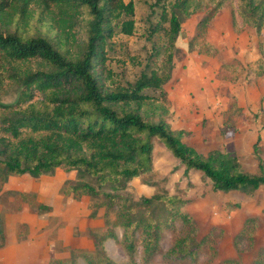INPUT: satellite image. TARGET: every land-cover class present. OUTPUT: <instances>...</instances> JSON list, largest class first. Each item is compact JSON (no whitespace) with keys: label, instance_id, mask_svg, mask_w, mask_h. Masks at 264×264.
<instances>
[{"label":"trees","instance_id":"16d2710c","mask_svg":"<svg viewBox=\"0 0 264 264\" xmlns=\"http://www.w3.org/2000/svg\"><path fill=\"white\" fill-rule=\"evenodd\" d=\"M160 21L150 28L152 55L134 81H122L111 69L116 39L136 32L135 4L125 0H0V94L16 91L13 103L0 101V185L11 177L41 178L62 170L76 173L68 194L91 199V217L103 211L105 239L118 240L132 264L150 263L161 255L164 264H212L218 257L222 231L200 237L195 219L183 211L187 189L134 200L119 193L153 172L155 146L168 151L185 174L199 173L212 191L254 197L264 188V158L254 146L255 172L244 171L235 154L198 152L184 142L189 134L172 126L173 105L166 85L172 79L177 40L185 21L202 15L189 51L218 58L220 49L208 39L211 26L230 8L231 25L260 36L264 32V0H158ZM164 25V27H163ZM255 64L224 62L218 76L238 81L253 67L264 75V41L256 44ZM160 59L161 67L156 64ZM142 66V64H141ZM258 117V113L255 115ZM226 122L220 133L236 132ZM111 188L106 191L105 188ZM239 203H226V210ZM51 207L37 205L39 214ZM181 224L184 233L178 234ZM256 219H246L235 237L244 253L255 250ZM117 230L121 231L120 238ZM174 232L172 247L162 240ZM4 237V230L0 227ZM101 245V240L97 242ZM207 256L203 262L201 255ZM220 264H243L242 256ZM251 264H264V248Z\"/></svg>","mask_w":264,"mask_h":264},{"label":"rangeland","instance_id":"374dc122","mask_svg":"<svg viewBox=\"0 0 264 264\" xmlns=\"http://www.w3.org/2000/svg\"><path fill=\"white\" fill-rule=\"evenodd\" d=\"M135 4L136 32L131 37L116 39L111 69L122 81H134L140 69L152 55L155 41L150 38V28L160 21L163 1L125 0ZM230 8H225L209 30L208 39L220 49L218 58H210L189 51L188 42L202 15L183 23L177 40L172 79L166 85L170 95L175 130L189 135L184 142L202 154L212 150L235 154L244 171L255 172L258 160L254 146L261 137L259 151L264 158V75L253 67L238 81H227L218 76L222 63L239 60L245 66L255 64L259 56L256 44L264 41V32L258 36L252 30L234 31L230 21ZM164 27V25H163ZM160 59L156 64L160 69ZM142 64V66H141ZM16 91L7 86L0 101L13 103ZM258 113V117L255 115ZM226 122L237 128L236 132L220 133ZM78 182L77 174L56 170L41 178L30 175L11 177L0 185V264H132L119 248L118 240L105 239L106 220L100 211L98 218L91 217L92 201L85 196L80 201L67 190ZM166 189L175 194L177 189H187L188 201L183 211L190 214L200 228L203 238L212 230L220 229L222 238L217 243L218 257L212 264L242 256L243 264H251L253 253L264 248V188L254 197L242 193L228 194L212 191L208 181L199 173L185 174L180 163L160 145L155 146L153 172L143 179L133 180L119 193L134 200L150 198ZM106 191H112L106 187ZM239 203V208L226 210V203ZM51 207V212L39 214L37 205ZM257 220L255 250L244 253L243 242L235 237L246 219ZM178 234L184 233L177 225ZM120 238L121 231L117 230ZM101 240V245L97 242ZM174 232H167L162 240V251L173 245ZM207 259L204 254L199 261ZM164 264L161 255L150 263Z\"/></svg>","mask_w":264,"mask_h":264}]
</instances>
